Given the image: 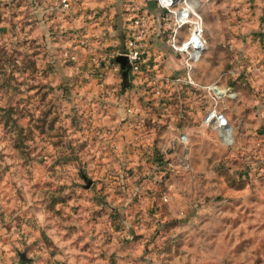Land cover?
<instances>
[{"label": "rangeland", "instance_id": "1", "mask_svg": "<svg viewBox=\"0 0 264 264\" xmlns=\"http://www.w3.org/2000/svg\"><path fill=\"white\" fill-rule=\"evenodd\" d=\"M118 1L127 25L130 4L158 12L154 0ZM198 1L206 40L210 6L212 24L244 20L234 13L235 3L244 0ZM9 5L0 1V221L4 202L11 205L10 216L21 205L27 215H18L9 229L25 241L33 227L47 249L33 256L23 246L16 261L32 263L36 257L41 264H64L66 232L81 229L79 218L88 208L108 220L114 216L108 226L118 234L120 249H130L109 256L114 264H264V109L259 106L264 108L259 77L264 69L242 61V49L228 44L211 55L206 49L188 65L187 56L163 38L157 65L147 64L139 78L129 79L126 104L134 108L132 124L96 127L93 105L77 110L58 100L38 62L45 47L24 31ZM212 111L227 118L230 142L216 118L207 121ZM126 132L132 156L103 162L111 169L115 165L120 177L115 182L131 190L115 191L123 201L110 206L99 200L103 207L96 209L83 200L85 189L96 187L93 168L101 146L104 153L111 148L99 138L105 134L113 140ZM112 149L119 150L117 142ZM118 209L131 217L127 223L116 219Z\"/></svg>", "mask_w": 264, "mask_h": 264}, {"label": "crops", "instance_id": "2", "mask_svg": "<svg viewBox=\"0 0 264 264\" xmlns=\"http://www.w3.org/2000/svg\"><path fill=\"white\" fill-rule=\"evenodd\" d=\"M0 1H5L7 5L11 4L7 8H11L13 13L19 16L20 22L24 25V31L29 30L28 34H31L32 40L45 47L38 62L45 73L43 78L46 77L54 87L53 92L59 101H64L65 106L73 105L77 110L83 104L93 105L90 112L94 118L91 122L96 127L114 130L123 127V124L126 125V100L130 93L129 86H124L121 65L117 63L116 59L108 56L109 52H118L124 47L127 23L124 17L125 9L123 11L120 8L118 0H71L70 10L63 8L60 0ZM249 1L252 2L245 3L246 0H244L235 3L238 8L234 13L244 16L243 22L239 25H232L230 19L223 25H218L216 22L212 24L210 22L212 15L209 12L212 10L211 6L208 8L209 10H206L207 52L209 55L215 54V51L213 52L215 48H221L227 44L234 49L239 47L242 49L240 52L242 61L245 60L254 68L263 70L264 41L260 40L264 35V6H262V0ZM147 5L151 9L154 8L152 3ZM81 32H85L87 36L88 48H81L77 45V37ZM158 40L160 39L155 38L152 48L154 53L150 52L147 58L146 63L149 65H152V62L157 65V61L160 60V57H157L161 47ZM72 54L76 55V61L70 60ZM228 62H230L229 59ZM116 65L119 67L117 71L114 70ZM165 69L168 70L167 67ZM262 73L259 77L263 80L261 83L264 85V71ZM102 78L105 82L104 90L100 86ZM260 104L262 111L264 108L262 103ZM126 133L124 136L117 134L113 140L105 134L99 138L104 144L107 143L108 147H111L108 152L110 154L104 153L102 150L105 148L101 146L100 154L96 160L97 165L93 168L96 182L92 187L94 184L96 187L94 190L85 189L86 197L83 200L85 203L93 204L96 209L103 207L99 200H103L110 206L112 202L117 205L123 201V198L115 191L119 189L131 190L130 186L125 189L121 183L115 182L120 179L119 170L115 165H112L111 169L106 163L104 164L105 160L119 157L127 159L132 156L131 150L134 148L132 137L129 132ZM112 142L118 143L119 150H116L117 152L112 149ZM107 157L109 158L107 159ZM119 167L118 169H120ZM10 207V203L4 202L6 212L4 211L5 214L3 213V219L0 221V235H2L0 237V254L3 252L0 264H25L19 259L16 261L15 257L18 252L23 250L21 247L24 246L33 256L39 255L41 249H47L41 245L39 232H36L33 227L26 236L24 235L25 241L18 240V235L20 237L21 234L16 235L17 233L12 232L9 228L18 223V215L26 216L27 212L20 205L16 206L19 209L15 215L10 216L7 214ZM114 209L111 207V210ZM115 212L117 213L116 219L120 218L123 222L127 223L131 218L124 216V211H119V209ZM81 214L79 218L81 229L75 230L73 233L66 232L63 241L66 259L64 264H114L109 261V256L123 253L124 250L130 252V249L125 246L120 249L118 234L111 232L110 229L113 225L108 226L109 220L110 223L114 221V216L108 220V216L103 213L101 215L91 214V210L88 208L83 209ZM72 221L78 222L75 218ZM104 227L107 230H103ZM54 239L57 241L56 237ZM59 245L61 246V242ZM132 255L135 256V254ZM33 258L32 263L26 264H41L36 257ZM46 264H54V262L47 260Z\"/></svg>", "mask_w": 264, "mask_h": 264}, {"label": "built area", "instance_id": "3", "mask_svg": "<svg viewBox=\"0 0 264 264\" xmlns=\"http://www.w3.org/2000/svg\"><path fill=\"white\" fill-rule=\"evenodd\" d=\"M60 2L66 10L71 9V0H60ZM154 3L158 12H150L144 6L136 4L129 5L127 9L129 23L126 28L124 47L122 51L108 53V56L113 59H117L120 56H124L127 59L130 80L139 78L145 67L148 66L146 63L147 58L157 37H160V40L164 38L173 50L185 54L188 65L199 61L208 48L204 21L199 13L198 0H154ZM185 29L187 30V35L183 36L182 33ZM77 39L79 47L88 48L89 44L85 32H81ZM70 60L76 61V55H70ZM114 70L117 71L118 68L115 66ZM188 79L191 84H194L190 75ZM104 83L102 78L100 86L103 90L105 89ZM211 89L214 90V87ZM127 112L126 121L132 124L134 120L133 106L129 105ZM209 114L207 115V121L211 122V120L216 118L219 127L223 130V137L225 132L232 134L228 120L223 114H216L213 111L211 115Z\"/></svg>", "mask_w": 264, "mask_h": 264}, {"label": "water", "instance_id": "4", "mask_svg": "<svg viewBox=\"0 0 264 264\" xmlns=\"http://www.w3.org/2000/svg\"><path fill=\"white\" fill-rule=\"evenodd\" d=\"M116 61H117V63H119L121 65L123 83H124V86L126 87V86H128V82H129V71L125 65L127 63V59L124 56H120L116 59ZM216 91H218V90H216ZM22 258L25 259L24 256H22Z\"/></svg>", "mask_w": 264, "mask_h": 264}, {"label": "bare ground", "instance_id": "5", "mask_svg": "<svg viewBox=\"0 0 264 264\" xmlns=\"http://www.w3.org/2000/svg\"><path fill=\"white\" fill-rule=\"evenodd\" d=\"M214 89H215V90H218L219 92H222V93L225 91V90H221L219 87H214ZM211 114H212V112H210L209 115H211ZM222 131H223V130H222ZM222 137H223V136H222ZM232 138H233V137H232V134H229V132H225V133H224V139L227 140V142H228V141H231Z\"/></svg>", "mask_w": 264, "mask_h": 264}, {"label": "trees", "instance_id": "6", "mask_svg": "<svg viewBox=\"0 0 264 264\" xmlns=\"http://www.w3.org/2000/svg\"><path fill=\"white\" fill-rule=\"evenodd\" d=\"M125 65H126V68L128 69V64L126 63ZM128 71H129V69H128Z\"/></svg>", "mask_w": 264, "mask_h": 264}]
</instances>
